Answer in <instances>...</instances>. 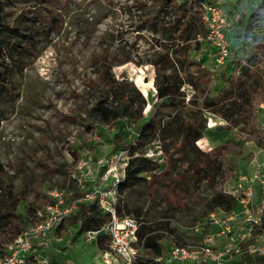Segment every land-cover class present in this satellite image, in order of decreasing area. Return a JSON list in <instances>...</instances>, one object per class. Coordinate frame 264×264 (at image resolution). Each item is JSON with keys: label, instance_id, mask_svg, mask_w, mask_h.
Segmentation results:
<instances>
[{"label": "rangeland", "instance_id": "rangeland-1", "mask_svg": "<svg viewBox=\"0 0 264 264\" xmlns=\"http://www.w3.org/2000/svg\"><path fill=\"white\" fill-rule=\"evenodd\" d=\"M137 1L3 0L5 16L20 21L21 29L12 40L14 59L6 51L0 57V77L8 83L7 87L0 88V162L6 169H11L13 163L27 172V175H18L15 183L17 191L25 193L21 211L27 213L29 220L35 217L37 209L50 202V189H65L73 182L81 192L97 186L110 191L112 178L103 179L107 169L104 160L127 150L123 144L136 140L141 126L162 107L155 79L164 80L171 70L158 71L153 64H137L151 57L155 50L162 51L163 42L161 33L153 32L142 21ZM259 2L261 0H224L222 3L229 13V21L235 23L238 11H250ZM233 44L225 65L215 66L211 44L200 41L185 70L176 68L180 76L204 81L196 88L183 79L181 90L185 97L176 100L181 103V111L190 112L194 107L190 99L195 96L201 97L197 99L201 104L207 94L216 95L231 74L243 81L247 89L252 83L261 85L264 81L262 64L248 66L247 62L253 52L251 44L238 41ZM105 47L109 49L108 60L114 75L119 77L126 72L146 98L140 119L122 116L110 124L97 122L90 116L88 109L104 97L95 95L89 86L92 81L100 89L92 58ZM129 53L133 60L118 64ZM203 75H207L209 81ZM263 107L264 101L256 109L259 124L264 119ZM163 109L167 111L169 106ZM204 112L207 128L204 136L194 144L200 150L210 151L227 139H240L245 135L241 124L231 130L216 129L217 123L228 122L212 110ZM114 136L119 144L113 142ZM181 141L176 134L160 133L139 153L153 155L150 150L161 147L148 157L158 164L154 173H141L135 183L120 194L119 183L114 195L117 201L121 200L126 208L132 209L134 217L148 221L167 220L179 242L196 243L198 237L191 229L192 221L206 220L210 213L207 201L227 189L239 171L254 169L251 159L260 148L254 142H246L242 157L232 162L233 176L215 174L198 190L194 188L195 182L190 183L186 193L182 188L186 183L178 180L191 178L192 168L200 155L194 147ZM122 153L128 155L127 151ZM130 158L131 153L126 174L131 169ZM81 161L87 163L80 166ZM183 195L186 197L184 204L179 200ZM164 242L168 243L169 239ZM104 245V249L110 248L109 236ZM134 247L138 248L137 257H148L149 250L142 248L141 243L135 242ZM35 248L47 257L49 264H106L98 240H89L85 233L78 235L73 230L63 235L55 231L47 243L37 240ZM113 261V264H126L122 260ZM29 264L34 262L30 260Z\"/></svg>", "mask_w": 264, "mask_h": 264}, {"label": "trees", "instance_id": "trees-1", "mask_svg": "<svg viewBox=\"0 0 264 264\" xmlns=\"http://www.w3.org/2000/svg\"><path fill=\"white\" fill-rule=\"evenodd\" d=\"M204 2H214V0L137 1V8L141 12L142 21L148 24L153 32H160L163 40L162 51L155 50L151 53V57L145 61H138L137 64L149 63L157 67L158 71L161 69L171 71L164 80H159L158 77L155 79L156 94L162 100V107H158L149 120L141 126L136 140L126 145L123 144V147L129 149L131 153V169L119 184V194L124 189L130 188L141 173H154L158 167L157 162L145 155H135V153H140L160 133L176 134V137L181 138L182 143L186 142L194 147L200 155L192 168L191 178L188 181H185V177L178 180L186 183V185H182L186 193L190 183L195 182L194 188L198 190L206 180L215 174H223L228 178L233 176L235 167L232 162L242 157L246 142H254L259 148H264V130L259 124L260 119L256 111L259 104L264 101V81L259 86L252 83L247 89L244 87L243 81L237 80L235 74H231L226 77L224 86L219 88L216 95L207 94L202 98L201 104L197 100H200L201 97L195 96L190 99L191 105L194 106L189 110L190 112L181 111V103L176 102L177 99H184L185 97V92L181 90L184 83L183 79H186L196 88H199L200 83L204 82L200 79L194 80L187 76H180L176 72L177 67L181 71L185 70L190 57L199 48L198 35L206 32L202 10ZM5 11L4 2L0 0V57H2L3 51H6L14 59L16 55L13 51L15 44L12 40L13 36L21 29V22L7 19ZM237 13H239V18L233 24L232 36L238 42L251 44L253 52L247 58L248 66L262 64L264 78V0L257 3L250 11L242 9ZM108 59L109 49L106 47L96 52L92 58V64L99 76L100 89L98 90L92 81H89V86L95 95L104 97H100L97 103L88 109L91 118L100 123L110 124H114L122 116L140 119L143 116L142 110L146 98L137 88L136 83L129 79L126 72L119 77L114 75ZM130 60L133 59L129 53L127 56H123L118 64H124ZM134 62L136 63V61ZM203 77L206 78L207 75H203ZM206 79L209 81L208 77ZM7 84L4 78L0 77V88L7 87ZM134 105L137 107H133ZM163 106H169V109L166 111ZM134 108H136V113L133 112ZM206 109L212 110L228 122L225 124L217 123L216 129L231 130L235 125L241 124L245 135L240 139H227L210 151L200 150L194 144L204 136V130L207 128V116L204 112ZM113 139L115 144H119L116 136ZM18 175H27V172L13 163L11 169H6L0 162L1 255L5 254L6 244L13 242L30 223L36 220L35 217L29 220L27 213L21 211L25 193L20 194L16 189L15 178ZM65 190L69 200L79 198L84 193L79 191L73 182L69 183ZM184 198H186L184 195L179 198L183 204L186 201ZM236 204V200L232 196L220 191L207 201L210 210L208 213L218 208L229 212L236 207ZM116 209L120 216H131L140 222L138 238L141 247L147 248L149 254L148 257L138 256L134 264H160L157 258L166 254L170 242L175 240L179 242L169 221L164 219L148 221L134 217L132 209L126 208L119 199ZM197 220L192 221L191 229L200 222ZM109 221V213L100 208L97 200L83 201L79 203L76 213L63 218L56 232L63 235L68 230H73L75 234H84L90 230H102ZM107 238L108 235L101 231L98 236V243L103 249ZM166 238L169 239L168 243L164 242ZM238 264H264V257L246 254Z\"/></svg>", "mask_w": 264, "mask_h": 264}, {"label": "built area", "instance_id": "built-area-1", "mask_svg": "<svg viewBox=\"0 0 264 264\" xmlns=\"http://www.w3.org/2000/svg\"><path fill=\"white\" fill-rule=\"evenodd\" d=\"M202 10L206 32L199 34L197 40L207 41L214 47L215 66H221L232 54L229 13L221 1L204 2ZM238 18L239 13H236V20ZM260 126L264 130V119ZM158 150H161L160 146L150 152L154 155ZM124 151L128 155H123ZM129 153V149L123 150L104 160L107 169L103 179L112 178L113 188L110 191L97 186L83 191L81 197L69 200L65 189H50L51 201L37 209L36 220L13 242L6 244L0 264H29L31 258L38 264H49L45 255L35 251L36 241L47 243L63 218L76 213L80 202L94 200H97L104 212L109 213L110 221L102 230L86 232L87 239L98 240L102 231L110 238V248L102 249L104 262L113 264V260H122L126 264H134L138 253L134 243H140V222L131 216L119 215L116 209L117 197L114 195L118 184L125 178ZM144 155L153 156L146 152ZM86 163L81 161L80 166ZM222 192L236 200V207L229 212L222 208L210 212L206 220L192 227L198 241H174L166 254L157 258L160 264H238L246 254L264 257V159L251 172L239 171L229 187Z\"/></svg>", "mask_w": 264, "mask_h": 264}, {"label": "crops", "instance_id": "crops-1", "mask_svg": "<svg viewBox=\"0 0 264 264\" xmlns=\"http://www.w3.org/2000/svg\"><path fill=\"white\" fill-rule=\"evenodd\" d=\"M221 1V0H220ZM221 2H223L224 3V0H222ZM225 6V5H224ZM227 9V8H226ZM234 22H237L236 21V14H235V19H234ZM230 24L231 25H229V30H230V42H231V46L233 47V42H237L236 41V39H234L233 38V36H232V31H233V22L231 23L230 22ZM208 43V42H207ZM211 47H212V49H213V51H214V47L211 45ZM263 159H264V148H260V150L257 152V154H255L254 156H253V158L251 159V163H253V167L255 168L256 167V165L258 164V163H260L261 161H263ZM53 234V233H52ZM52 234H51V237H52ZM31 261L32 262H34L35 260L33 259V258H31ZM35 264H36V261H35Z\"/></svg>", "mask_w": 264, "mask_h": 264}, {"label": "water", "instance_id": "water-1", "mask_svg": "<svg viewBox=\"0 0 264 264\" xmlns=\"http://www.w3.org/2000/svg\"><path fill=\"white\" fill-rule=\"evenodd\" d=\"M146 81H148V79H145Z\"/></svg>", "mask_w": 264, "mask_h": 264}]
</instances>
